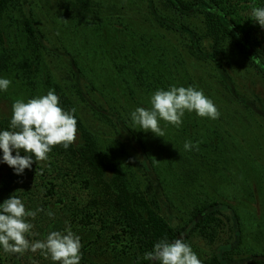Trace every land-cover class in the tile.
Instances as JSON below:
<instances>
[{
    "label": "trees",
    "instance_id": "obj_1",
    "mask_svg": "<svg viewBox=\"0 0 264 264\" xmlns=\"http://www.w3.org/2000/svg\"><path fill=\"white\" fill-rule=\"evenodd\" d=\"M141 1L154 25L179 38L182 43L177 48L179 53L211 66L228 99L241 105L248 114L257 115L264 127V101L238 81L233 66L234 61L242 63L246 70L257 74L264 82V28L250 18L251 9L264 7V0ZM100 2L72 0L71 9H77L87 18L88 13L94 12V7L102 5ZM36 6L35 0H0V44L7 45L5 34L17 23L26 45L20 53L14 48L2 47L0 73L12 71L19 74L23 86L33 96L40 91L39 77L45 53L65 58L72 74L68 75L74 80L72 85L82 101L109 120L116 129L122 130L128 144H134L139 153L134 162H123L113 153L111 146L105 145L86 125L72 95L54 83L48 74L45 80L47 86H53L63 108L74 110L77 138L68 149L54 146L47 161L34 162L22 176L14 174L7 164L0 163V202L16 195L25 203L37 182L39 188L45 190L36 198L43 197L33 200L29 206L39 205L42 209L47 198L54 196L57 189L60 195L67 196L70 183L79 186L77 188L85 195L82 207L93 210L84 212V215L89 217L87 213L91 214L95 221L92 235L87 240H81L83 256L80 264H108L98 261V249L105 242L112 244L111 250L116 249V245L113 246L116 242L122 245L118 251L120 261L115 264H149L143 259L144 254L164 237L170 241L183 239L192 245L195 252L199 251L200 244L206 249L204 253L200 251L198 257L202 259V264H264V252L251 246L239 212L220 198L206 193L194 202L187 220H176L172 198L165 192L158 162L144 138L119 112H111L90 99L83 88L78 60L66 47L49 44L45 32L39 27ZM196 18L201 20L200 25L192 21ZM147 38L155 40L150 36ZM131 59L135 62L136 57L131 56ZM143 70L141 67L140 71ZM160 75H153L157 77V82L164 77L162 73ZM140 79L147 85L149 83L148 88L158 84L152 82L149 76ZM35 91L36 94L33 93ZM10 117L0 115V129H8ZM189 126L186 130L190 128L191 131L195 124ZM119 144L123 147L128 145L123 141ZM187 160L190 163L182 165L184 179L181 182L193 186L200 182L199 170L193 166L191 159ZM200 183L203 184L202 181ZM76 207L83 209L79 205ZM30 254L7 256L0 252V264H52L50 259Z\"/></svg>",
    "mask_w": 264,
    "mask_h": 264
},
{
    "label": "rangeland",
    "instance_id": "obj_2",
    "mask_svg": "<svg viewBox=\"0 0 264 264\" xmlns=\"http://www.w3.org/2000/svg\"><path fill=\"white\" fill-rule=\"evenodd\" d=\"M71 1L35 0L37 20L50 45L66 47L76 57L83 75V88L95 104L100 103L111 112H119L130 126L136 127L129 118V112L136 107H150L148 99L156 89L167 88L169 85H192L202 89L213 100L220 113L218 119L210 120L198 117L194 112H186L179 128L161 121L163 137L138 127L135 130L144 138L158 162L165 192L172 198V210L178 222L189 218V211L195 201L206 193L212 194L231 204L239 212L251 246L264 252L262 120L255 114H248L245 108L228 99L211 66L180 54L177 50L182 45L179 38L151 22L143 1L97 0L102 5L94 7V12L88 13L87 18L77 9H71ZM192 21L199 25L201 23L199 18ZM5 35L7 45L0 44V52L3 46L23 52L26 48L23 43L25 37L17 23ZM148 36L155 40H148ZM131 56L136 57L135 62L130 60ZM234 63L238 81L264 101V82L257 74L246 70L242 63ZM141 67L144 68L143 71H140ZM68 73L72 75L65 58L45 53L44 67L39 77L40 91L37 95L46 94L49 89H53L52 85L47 86L45 83L49 74L54 83L61 85L72 95L83 121L99 139L105 145L109 144L113 153L123 162H134L139 153L137 148L134 144H128L127 136L122 130L116 129L109 120L82 101L73 87L74 80ZM160 73L164 77L161 82H157V77L153 75L158 76ZM0 76L12 81L7 92L0 93V115L11 116L13 101L27 100L36 95L32 96V92L23 86L19 74L7 71L1 72ZM148 76L152 82L158 83L155 87L148 88L149 83L147 85L140 79ZM33 93L36 94V91ZM189 124H195L191 131L190 128L186 130ZM186 140L197 142L199 149L185 151L183 145ZM119 141L128 145L123 147ZM187 159H191L193 166L198 168V181L203 184L197 182L190 186L181 182L184 179L182 165L188 166L190 163ZM76 184L79 185V182L76 181ZM39 187L36 182L32 186L33 190L28 193L30 196L26 198V210L39 208V205L29 206L31 202L33 204V200L43 197L36 198L37 195H43L45 190L42 191ZM77 187L70 183L69 195H60L61 192L57 189L54 196L47 198L43 211L31 220L33 228L28 234L29 240H42L49 231L63 230L66 221L81 240H87L92 235L95 221L89 213V217H85L84 212L93 210L82 207L85 195ZM77 205L83 209L79 210ZM49 211L54 214L52 218L47 215ZM41 228L45 231H41ZM114 245L116 249L111 250V243L100 244L99 263L106 261L108 264H115L120 261L118 251L122 245L117 242ZM199 245L198 257L200 251L206 252ZM30 255L43 256L39 251Z\"/></svg>",
    "mask_w": 264,
    "mask_h": 264
},
{
    "label": "clouds",
    "instance_id": "obj_3",
    "mask_svg": "<svg viewBox=\"0 0 264 264\" xmlns=\"http://www.w3.org/2000/svg\"><path fill=\"white\" fill-rule=\"evenodd\" d=\"M250 18L264 28V7H253ZM11 84L10 79L0 76V93L7 92ZM148 103L150 107H136L129 112V118L136 126L133 128L162 137L161 121L179 128L186 112L210 120L220 116L213 100L192 85L156 89ZM76 138L74 110L63 108L55 89L27 100L17 99L12 103L8 129H0V163L7 164L14 174L22 176L34 162L47 161L54 146L68 149ZM183 147L185 151L199 149L198 143L191 140H186ZM41 211V208L26 210L25 203L16 195L0 202V252L22 255L39 251L52 264H80L83 256L81 237L67 221L63 230L49 231L42 240L28 239L33 228L31 220ZM47 215L54 216L51 211ZM143 259L149 264H202L192 245L179 238L159 239Z\"/></svg>",
    "mask_w": 264,
    "mask_h": 264
}]
</instances>
